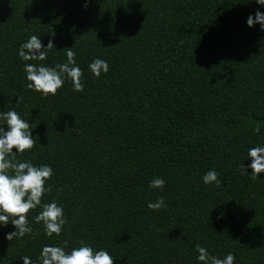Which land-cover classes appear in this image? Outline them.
<instances>
[{
  "label": "trees",
  "instance_id": "16d2710c",
  "mask_svg": "<svg viewBox=\"0 0 264 264\" xmlns=\"http://www.w3.org/2000/svg\"><path fill=\"white\" fill-rule=\"evenodd\" d=\"M258 9L254 0H0V110L35 127L37 143L16 159L51 166L41 202L56 199L68 221L47 237L38 206L27 213L31 235L7 241L13 227H0V264H39L44 245L64 241L65 251L80 241L105 249L113 264H198L197 244L264 264V173L241 168L250 174L247 150L264 144V32L246 26ZM31 35L56 51L22 61ZM70 47L82 91L68 80L55 96L26 88L24 63L53 67ZM94 58L108 62L99 78ZM209 170L221 186L203 184ZM154 177L163 190L149 189ZM161 196L166 208L146 207Z\"/></svg>",
  "mask_w": 264,
  "mask_h": 264
},
{
  "label": "clouds",
  "instance_id": "9594fccd",
  "mask_svg": "<svg viewBox=\"0 0 264 264\" xmlns=\"http://www.w3.org/2000/svg\"><path fill=\"white\" fill-rule=\"evenodd\" d=\"M259 8H264V0H254ZM87 4H84L86 7ZM259 25V30L264 32V11L259 9L246 18V26L252 28ZM56 45L52 38L46 44H42L40 36L31 35L17 49V55L22 61H45L49 51H56ZM65 61L49 67L43 63H24L26 88L32 90L42 97L55 96L57 90L70 81L72 90L80 92L84 88L81 81L83 75L81 68L77 65L76 52L72 47L65 48ZM58 52V51H57ZM108 62L101 58H94L88 64V70L94 78L108 72ZM6 126V127H5ZM35 127L22 119L15 109L7 111L0 110V227L11 224L13 230L5 234V239L11 241L13 238H23L31 235L33 229L29 225L27 213L35 210L38 206L39 213L33 218L35 222L42 223L44 234L51 237L59 236L63 227L68 223L63 214V207L58 205L56 199L48 203H42L41 197L49 192L50 187L46 182L52 175L53 169L47 164L34 165L30 160L17 161L16 157L30 150L36 140L33 139L32 130ZM254 133H259L260 128H254ZM15 149V152L12 149ZM247 169L245 167L242 175L252 179H258V173H264V144L250 147L247 150ZM11 173V174H10ZM215 170L207 171L201 180L203 184H214L219 187L222 181L218 178ZM165 181L161 177H154L148 184L149 189L163 190ZM146 207L158 211L161 207H167L164 197L161 196L155 202H147ZM64 246L44 245L39 253V264H113L114 258L105 249H93L92 246L83 241L78 247L65 251ZM196 261L198 264H234L235 257L228 253L223 258L211 254L205 247L196 245ZM22 264H33L28 256L19 257Z\"/></svg>",
  "mask_w": 264,
  "mask_h": 264
}]
</instances>
